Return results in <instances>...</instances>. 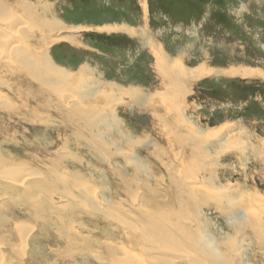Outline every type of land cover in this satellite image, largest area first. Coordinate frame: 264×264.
<instances>
[{"label":"rangeland","instance_id":"1","mask_svg":"<svg viewBox=\"0 0 264 264\" xmlns=\"http://www.w3.org/2000/svg\"><path fill=\"white\" fill-rule=\"evenodd\" d=\"M117 25L135 34L91 31ZM144 33L185 69L264 73V0H0V264H264V77L168 78ZM23 51L32 69L65 74H24ZM130 88L149 101L124 98ZM80 106L121 126L82 119L79 134L63 114ZM240 128L246 158L240 143L219 148ZM40 203L51 210L36 223Z\"/></svg>","mask_w":264,"mask_h":264},{"label":"bare ground","instance_id":"2","mask_svg":"<svg viewBox=\"0 0 264 264\" xmlns=\"http://www.w3.org/2000/svg\"><path fill=\"white\" fill-rule=\"evenodd\" d=\"M2 3V2H1ZM143 3V5H144V2H142ZM47 5V4H46ZM2 6V5H1ZM35 7V6H34ZM43 7V6H42ZM144 7V6H143ZM18 8L20 9V10H22V11H27L28 9H30V7L29 6H27L26 4H23V3H18ZM48 9H50L48 6H44L43 7V10L46 12ZM31 10H33V9H31ZM30 10V11H31ZM32 12V11H31ZM27 15V14H26ZM103 18V17H102ZM33 19V18H32ZM64 21V20H63ZM63 21L61 22V24L63 23ZM23 23V22H22ZM31 24V23H30ZM65 24V23H64ZM45 26H46V30H53V29H57L56 28V22H54V23H52V24H49V25H46V24H44ZM67 25V24H66ZM67 27V26H66ZM79 28H81V27H79V26H77V27H74V28H70L71 30L70 31H72V32H75V31H79L78 29ZM81 30V29H80ZM133 29H130V28H128V27H125L124 25L123 26H113V27H110V26H100V27H96L95 29H91V31H101V32H124V33H127V34H131V35H134L135 34V32H133L132 31ZM144 37H145V39H144V43L146 44V46H150V47H152V48H150V49H152V51L154 52V54H155V58H156V61H157V68L158 69H160V70H164V72H166L168 75H167V77L168 78H170L171 77V75H176V76H178V77H182V78H184V79H186V81L187 82H193V81H196V80H199V79H202L203 77H206V76H209V75H212V73L214 72V74H216V73H220V72H218L216 69H213V70H211V69H209V70H207V68L208 67H204V66H202V67H198V68H195L194 70H192V69H185L183 66H181V64L179 63V62H174V63H172V62H170V61H168V60H166V58H165V56H164V54H162L163 52H161V51H159L158 49H155V46L153 45V43H151V41L148 39V37H146L145 36V33H144ZM16 38V37H15ZM18 42V41H17ZM8 43V42H7ZM11 44V43H10ZM20 44V43H19ZM14 48V50H16V47H13ZM157 48V47H156ZM18 49V48H17ZM20 49V48H19ZM25 52L26 51H23V52H17L16 53V58L19 60V62L21 63V65H22V68L21 69H23L24 71H23V73L25 74H28L27 73V71L26 70H28V72H30V73H32V71H35V72H39V73H41V75L39 76V77H42L41 78V82H43L45 85H46V83H47V81H51V82H53L52 81V79H51V76L49 75V74H65V72L61 69V68H59V67H57L56 65H52V67H50V69H49V66L47 67L48 69L46 70V71H40V69H38V68H34V69H32L31 67H29V66H27L28 65V62H29V59H28V57L26 56V54H25ZM47 64V63H46ZM25 68H24V67ZM38 67V66H37ZM19 68H20V66H19ZM70 68V67H69ZM85 67H83V70H81L82 71V77H84L85 76V74L88 72L87 70H85L84 69ZM156 68V69H157ZM21 69L19 70V72H21ZM26 69V70H25ZM46 69V68H45ZM17 70H18V68H17ZM66 71V70H65ZM87 71V72H86ZM93 72V71H92ZM22 73V72H21ZM29 73V74H30ZM95 73V72H94ZM159 73V72H158ZM221 73H223L224 75H226V76H229V77H232V78H237V77H241V78H244V79H247V78H257V77H264V73L261 71V70H235V69H230V70H223ZM38 74V73H37ZM71 74V73H70ZM222 74V75H223ZM39 75V74H38ZM90 75V74H89ZM217 75V74H216ZM219 75V74H218ZM70 77H74V76H71L70 75ZM11 78H12V76H11ZM35 78H37V77H35ZM85 78V77H84ZM87 78V77H86ZM87 80V79H86ZM166 80H167V78H166ZM168 81V80H167ZM172 82V81H171ZM170 82V83H171ZM87 83V82H86ZM184 83V82H183ZM48 84V83H47ZM53 84V83H52ZM43 86V85H42ZM48 86V85H47ZM100 86H102L99 82H98V86H97V92L98 93H100L101 94V90H100V92H99V88L101 89V87ZM109 87V86H108ZM10 88V87H9ZM42 90V89H41ZM91 90H95V89H92L91 88ZM115 88H112L110 91H108V94L110 93L111 94V97H112V95L115 93ZM47 91V90H46ZM46 91H43L42 93H39L37 96H39V97H43V100L45 101V103H46V105H48L49 106V104H50V101H49V99L46 97ZM96 91V90H95ZM41 92V91H40ZM104 92V91H103ZM144 92V91H143ZM28 93V92H27ZM49 93V92H48ZM52 93V92H51ZM89 94L91 95V92H89ZM116 94V93H115ZM119 94H120V92H119ZM122 94V96H124V98H127L128 97V99H130V100H132V101H135V100H138V101H140V99H146V102L147 101H149V98H150V96L147 94H142V93H140V91L139 90H136L135 88H130V89H128V90H125L124 92H122L121 93ZM160 94V93H159ZM102 95H104V94H102ZM127 96V97H126ZM158 96V95H157ZM33 98H35L34 96H32ZM31 97V98H32ZM97 97V96H96ZM99 97V96H98ZM103 97V96H102ZM160 97V96H159ZM24 98V97H23ZM22 98V99H23ZM155 98V97H154ZM6 99V98H5ZM95 99V98H94ZM119 99V98H118ZM164 99V98H163ZM106 100V99H105ZM121 100H122V98H121ZM162 100V99H161ZM25 101V100H24ZM103 101H104V99H103ZM107 101V100H106ZM137 101V102H138ZM145 101V100H144ZM152 101V100H151ZM150 101V102H151ZM79 102V101H78ZM149 102V103H150ZM154 102V101H153ZM85 103V102H84ZM88 103V102H87ZM143 103V101L141 102V104ZM145 103V102H144ZM152 103V102H151ZM144 105V104H143ZM149 105V104H148ZM151 105H153V103L152 104H150L149 105V107H151ZM85 106V105H84ZM97 106V105H96ZM3 107V106H2ZM41 107H42V104H41ZM74 107V106H73ZM90 107V106H89ZM72 108V107H71ZM67 109V108H66ZM111 110V109H110ZM66 111V112H65ZM64 111V113L65 114H63L64 115V119L66 120V121H68L67 122V125L68 126H70V128H72V129H74V130H76L77 131V133H79L80 134V130H81V128L86 132V130L84 129V127H86L85 125H84V127L81 125V123H80V121H82V119H84V120H89V121H91L92 122V120H94L92 123H93V125L94 124H96V125H98V126H109V127H111V128H113L114 126H118V128L117 129H119V127L121 126V125H119V122L114 118H109V117H107V116H105L106 118H104V119H102V117H96L95 116V114H96V112H94V110H93V113L91 114L90 112H88L86 109H84V108H82L81 106L80 107H76V108H74V109H67V110H65ZM100 111V110H99ZM61 112H63V110H61ZM179 112V111H178ZM100 114V113H99ZM95 116V118H93ZM98 116V115H97ZM100 116V115H99ZM168 122V121H167ZM187 122V121H186ZM181 123V122H180ZM88 124H90L89 122H88ZM161 125V124H160ZM168 125V124H167ZM76 126L79 128H76ZM91 126V125H90ZM95 126V125H94ZM93 126V127H94ZM165 126V125H164ZM108 127V128H109ZM168 127V126H167ZM173 128H175V129H177L178 131H181L182 129H184V125H182V123L181 124H179V123H176L175 125L173 124V126H172ZM87 128V127H86ZM186 128H188L190 131L188 132V131H181L180 132V134H191V133H193V131H192V129H190L189 127H187L186 126ZM225 128V127H224ZM93 129V128H92ZM97 129V128H96ZM238 129V128H237ZM66 130V129H65ZM90 130V129H89ZM103 130V129H102ZM176 130V131H177ZM221 130V129H220ZM240 130V132H239V134L241 133L242 134V139L241 140H239V139H237L236 141L235 140H232V139H230L229 140V138H228V135L230 134V131H228V129L227 130H225V137L223 138V139H221V141H222V143H221V145H220V149H228V146H232V145H234V143L236 144V143H240V145H242L243 146V151L245 152V158L248 156V155H246V153L248 152L249 154H250V152H254L255 151V149H252V148H254V145L252 144V143H250V141L249 140H245L244 139V135H243V133H242V128H240L239 129ZM99 132V131H98ZM219 133L221 132V131H218ZM131 133V132H130ZM214 133H217V131H215V132H213V134ZM200 134L202 135V133L200 132ZM208 134V133H207ZM207 134L205 133V135L204 136H207ZM121 135V134H120ZM131 135V134H130ZM200 135V136H201ZM211 135V134H210ZM220 135H221V133H220ZM101 136L102 137H104V135L103 134H101ZM175 136V135H174ZM177 136V135H176ZM179 136H181V135H179ZM192 136V135H191ZM196 136V135H195ZM209 136V135H208ZM212 136V135H211ZM94 137H95V135H94ZM98 137V136H97ZM189 137V136H188ZM115 138V137H114ZM177 138H178V136H177ZM176 138V139H177ZM190 138V137H189ZM208 138V137H207ZM206 138V139H207ZM188 139V138H187ZM191 139H193V138H191ZM205 139V140H206ZM205 140H202V141H205ZM126 141H127V143H129V144H132V146H133V144H137V143H139V142H137V141H133V140H131V139H128L127 137H126ZM141 141V140H140ZM191 141V140H190ZM201 141V142H202ZM123 142V141H122ZM132 142V143H131ZM242 142V143H241ZM177 143V142H176ZM128 144V145H129ZM226 144V145H225ZM200 145V144H199ZM198 145V146H199ZM129 146H131V145H129ZM235 146V145H234ZM264 146V145H263ZM262 146V147H263ZM178 147H180V145H178ZM186 147V146H185ZM195 148H196V146H194ZM204 147V146H203ZM133 148V147H132ZM122 149V148H121ZM189 149V148H188ZM187 149V150H188ZM190 149H193L192 147L190 148ZM205 149V148H204ZM207 149V148H206ZM99 151H103L104 152V148H102L101 150H99ZM184 151V150H183ZM220 151V150H219ZM218 151V152H219ZM250 151V152H249ZM180 152V151H179ZM191 152V151H190ZM194 152V151H193ZM217 152V153H218ZM116 153V152H115ZM202 153V152H201ZM69 154V153H68ZM131 155V154H130ZM136 156H137V154H136ZM104 157V156H103ZM217 157V156H216ZM130 158V157H129ZM131 159H132V157H131ZM133 159H135V158H133ZM241 159V158H240ZM242 159H243V157H242ZM64 160V159H63ZM132 161H134L135 163H136V161H137V159H136V161L135 160H132ZM211 161V160H210ZM246 161V160H245ZM143 162V161H142ZM133 163V162H132ZM7 164V163H6ZM5 164V165H6ZM131 164V163H130ZM132 165V164H131ZM135 167V166H134ZM140 167L141 168H143L144 167V165H142V164H138V168H139V170H140ZM126 173V172H125ZM80 175V174H79ZM126 175V174H125ZM133 175V174H132ZM68 177V176H67ZM137 177V176H136ZM140 177V176H139ZM142 180V179H141ZM150 181V180H149ZM103 182V181H102ZM126 182V181H125ZM46 183H48L49 185H53V182L50 184L49 182H46ZM55 184V183H54ZM43 185V184H42ZM44 185H47V184H44ZM39 186H40V184H39ZM106 186V185H105ZM40 188H41V186H40ZM39 188V189H40ZM52 188V189H51ZM49 190H51L50 192L52 193L53 192V189H56V188H53V187H51ZM38 189V190H39ZM45 190H46V188H44ZM44 189H42L43 191H44ZM41 190V191H42ZM43 191H42V193H43ZM48 191V190H47ZM69 193V192H68ZM139 193V192H138ZM46 194V193H45ZM136 194V193H135ZM50 196V195H49ZM44 197V199L45 200H48L47 199V197H45V196H43ZM244 197H246L245 195H244ZM43 199V200H44ZM78 199V198H77ZM115 199V198H114ZM42 200V203L44 202L45 203V201H43ZM235 201V200H234ZM42 203H40L39 205H42ZM49 204V203H48ZM97 204V203H96ZM50 205V204H49ZM44 206H46V204H44ZM253 206V205H252ZM31 207V206H30ZM33 207V206H32ZM31 207V208H32ZM46 207H48V208H50L49 206H46ZM45 207V208H46ZM242 207V206H241ZM246 208V207H245ZM33 209L34 210H32V212H34V215H33V219L35 220V222L37 223V222H39L40 220H42L41 218H42V216H40V214L41 213H43L45 210H44V207H43V205L40 207V206H35L34 205V207H33ZM31 210V209H30ZM50 210H51V208H50ZM50 210H48L47 212H49ZM46 212V211H45ZM46 212V213H47ZM240 212H242V211H240ZM244 212H246V210L244 211ZM243 212V213H244ZM30 214H31V211H30ZM254 214V213H253ZM250 217V216H249ZM248 217V218H249ZM30 218L32 219V217L30 216ZM245 218V217H244ZM46 219V218H45ZM47 219H49V216L47 217ZM230 219V218H229ZM241 219V218H240ZM248 220V219H247ZM258 220H259V218H258ZM52 221V220H51ZM208 221V220H207ZM47 222V221H46ZM127 222H129V221H127ZM237 222V221H236ZM249 222V221H248ZM48 223V222H47ZM47 223H46V225H47ZM44 225H45V223H43ZM49 224H50V222H49ZM52 224V223H51ZM57 224V223H56ZM259 224V223H258ZM40 225V224H39ZM41 225H42V223H41ZM43 225V226H44ZM239 225L241 226L242 225V223H239ZM50 226V225H49ZM52 226V225H51ZM46 229H48V228H46ZM55 229V228H54ZM256 229H257V227H256ZM60 230V229H59ZM183 230V229H182ZM45 231V230H44ZM178 232V231H177ZM62 233V232H61ZM183 233V232H182ZM184 233H185V231H184ZM69 234V232L67 233V235ZM78 234V233H77ZM75 235H76V233H75ZM78 235H81V233L80 234H78ZM59 236V235H58ZM62 236H63V233H62ZM70 236H73V235H70ZM86 237V236H85ZM186 237V236H185ZM188 237V236H187ZM186 237V238H187ZM79 238H81V237H79ZM150 238V237H149ZM175 238H176V235H175ZM59 239V238H58ZM65 239V238H64ZM151 239V238H150ZM66 240V243H67V246L70 248H73L74 247V243H72L71 241H69V237L67 238V239H65ZM82 240H84V239H82ZM152 240V239H151ZM79 241V240H78ZM175 241V240H174ZM202 241V242H201ZM201 241H199V240H197V241H195L194 242V245L193 246H195V247H197V246H203L204 248H205V250L207 251V253L209 254V256L211 257V259H210V261L211 262H214V263H217L219 260H221V255H219V252L218 251H220V252H222L223 253V249H222V247L220 246H215V245H213V242H211L210 240H205V241H203V240H201ZM141 242V241H140ZM29 243V242H28ZM64 243V242H63ZM80 243V242H79ZM116 243V242H115ZM151 243H152V241H151ZM189 243H191V242H189ZM111 244H113L114 245V243H111ZM162 244V243H161ZM79 246V245H78ZM163 246V245H162ZM146 248V247H145ZM126 249V248H125ZM192 249V248H191ZM122 251H123V249H121ZM127 250V249H126ZM126 250H124V252H128V251H126ZM141 250H143V249H141ZM81 251V250H80ZM195 251H196V249H195ZM191 253V252H190ZM104 254V253H103ZM224 254V253H223ZM185 256V255H184ZM183 257V256H182ZM191 257V256H190ZM144 262V261H143ZM226 264V263H225Z\"/></svg>","mask_w":264,"mask_h":264}]
</instances>
